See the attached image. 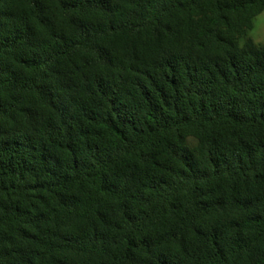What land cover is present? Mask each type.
<instances>
[{"label":"trees","instance_id":"16d2710c","mask_svg":"<svg viewBox=\"0 0 264 264\" xmlns=\"http://www.w3.org/2000/svg\"><path fill=\"white\" fill-rule=\"evenodd\" d=\"M264 0H0V264H264Z\"/></svg>","mask_w":264,"mask_h":264},{"label":"clouds","instance_id":"9594fccd","mask_svg":"<svg viewBox=\"0 0 264 264\" xmlns=\"http://www.w3.org/2000/svg\"><path fill=\"white\" fill-rule=\"evenodd\" d=\"M258 27L259 25L254 24L253 28L247 33L246 38H243L238 42L237 47L239 50H244L245 47L249 44V42L251 43V46L256 50H264V38L258 36Z\"/></svg>","mask_w":264,"mask_h":264},{"label":"rangeland","instance_id":"374dc122","mask_svg":"<svg viewBox=\"0 0 264 264\" xmlns=\"http://www.w3.org/2000/svg\"><path fill=\"white\" fill-rule=\"evenodd\" d=\"M255 24L259 25L257 28L258 36L264 38V13L256 17Z\"/></svg>","mask_w":264,"mask_h":264}]
</instances>
